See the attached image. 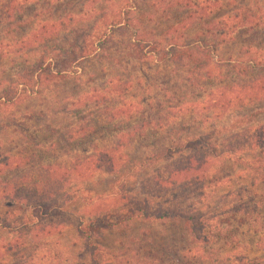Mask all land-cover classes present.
<instances>
[{
    "label": "rangeland",
    "instance_id": "374dc122",
    "mask_svg": "<svg viewBox=\"0 0 264 264\" xmlns=\"http://www.w3.org/2000/svg\"><path fill=\"white\" fill-rule=\"evenodd\" d=\"M110 1L117 7L127 3V0ZM156 1L130 0V3L134 15L142 19L147 34L156 40H163L167 29L177 25L176 21L182 14L169 12L166 16L159 15ZM221 1L224 6L230 5L229 0ZM234 1L224 12L241 5L255 12L259 8L264 10V0ZM6 2L0 0V9ZM32 10L25 12L23 25L13 27L12 34L0 32V94L15 83L22 84L25 77L30 78L31 68L39 59L37 48L33 52L19 50L22 37L30 33L33 23L48 17L46 14L37 18L35 15L38 12L33 13ZM17 20L13 21L16 23ZM5 27L6 22L0 16V30ZM67 28L62 34L71 36V28ZM197 32L189 31L184 42L192 43ZM233 37L213 53L210 68L205 69L200 80H195L197 75L190 73L193 67L184 61L158 62L154 56L142 62L126 59L131 34L123 36L119 32L113 34V42L97 48L89 58L73 66L67 79L58 82L43 75L40 81L33 80L28 86V97L18 98L14 104L0 110V192L5 181L22 173L18 169L20 159L25 165L38 167L50 163L66 164L86 152L90 145L75 146L70 143L71 131L87 125L92 127L88 136L94 144L112 146L121 141L122 135L136 123L140 125L141 121L152 120L151 125L141 131L144 136L132 141V158L128 167L133 161L138 163L174 143L190 139L201 140L199 150L210 153L214 166L213 171L208 173V179L180 186L164 200L149 199L151 202L148 205L170 206L183 215L210 218L211 223L219 226L220 232L215 234L209 246L197 244V250L181 220H166L154 225L138 220L114 232L97 236L91 242L110 254L118 252L121 259H132L134 253H138L142 258L160 259V264H187L185 259H181V256L187 255V249L206 258L193 264H264V183L254 172L246 171L230 158L235 151L233 154L229 152L232 143L264 127V102L232 109L223 117L206 111L201 104L204 95L216 83H221V86L247 84L258 75L264 76L262 67L248 72L246 77L239 76V66L245 65L250 57L256 56L260 63H264V34L253 37L254 54H246L242 50L252 36ZM55 44L56 39L48 43L50 47ZM52 70H55L54 67ZM208 71L214 78L205 77ZM220 77L223 81H218ZM94 93L107 98L106 104L110 100L115 105L135 103L141 111L129 123L126 120L109 122L101 109L86 101L85 96ZM241 119L246 122L238 129L233 128L232 125ZM253 157L264 159L261 152ZM248 158L252 156L248 155ZM173 164L171 160H164L136 167L131 175L124 169L112 174L96 173L87 181L66 187L64 192L70 194L69 198L61 195L58 201L62 204L61 215L51 218L54 223L46 220L43 224L53 225L55 232L51 236L37 237L34 228H18L11 233L0 230V247L16 241L23 245L21 250H16L0 264H57L54 255L58 253L62 255V264H88L86 245L89 241L77 234V226L87 223L91 219L90 211H95L98 206H106L109 211L115 208L113 204L129 207L144 199L146 179L164 174ZM124 196L128 198L122 200ZM118 199L120 203L115 202ZM236 204L242 205L244 210L231 215L228 208ZM22 209L0 194L1 216L9 213L10 222L19 221L27 215ZM34 240L42 241L38 249L33 246ZM209 248L213 253L208 251ZM111 263L117 264L114 260Z\"/></svg>",
    "mask_w": 264,
    "mask_h": 264
},
{
    "label": "trees",
    "instance_id": "16d2710c",
    "mask_svg": "<svg viewBox=\"0 0 264 264\" xmlns=\"http://www.w3.org/2000/svg\"><path fill=\"white\" fill-rule=\"evenodd\" d=\"M228 2H230L229 6L222 5L221 0H157L155 3L159 10L157 14L166 16L169 12H174L177 15L181 13L182 16L180 18L177 16V25L167 29L163 40H156L144 30L142 19L134 15L130 0L120 7L114 6L110 0H7L0 9L1 19L4 18L6 22L5 29L0 30L1 33L12 34L13 27L15 28L17 25L21 27L25 12L29 9L33 8V13L38 12L35 15L37 18L46 16V14L48 17L33 23L30 33L22 37L19 50L33 52L39 49L37 51L39 59L31 68L30 78L25 79V77L22 84L15 83L2 91L0 110L14 104L18 98L28 97L29 84L33 80L40 81L43 75L58 82L67 79L68 72L73 66L81 60L89 58L97 48L101 49L107 43L113 42L112 36L115 32H119L123 36L127 33L131 34L126 59L142 62L149 56H154L158 62L184 61L193 67V72L190 73L197 75L195 80H200L203 78L202 74L206 71L205 69L209 70L210 68L213 53L219 46L234 39V35L252 36L242 50L246 51V54H254L256 49L253 47L255 43L253 37L258 38L261 33L264 34L263 9L259 8L258 12H255L250 7L241 5L233 8L230 12H224L235 1L229 0ZM38 8H41L40 11ZM15 18H18L16 23L13 21ZM66 27L71 28V36L62 34ZM191 30H198L195 35L197 37L192 43L184 42L187 33ZM54 39L57 40V44L50 47L48 43ZM111 60L115 62L114 59ZM53 67L55 70H52ZM258 67L264 69V63H260L256 56L250 57L245 65L239 66L241 69L239 76L246 77L248 72L257 70ZM204 75L208 79L214 78L210 71ZM219 80L223 81L221 77ZM216 84L213 85L209 93L204 95L201 104L206 111L216 113L218 116L223 117L232 109H241L245 105L264 102V76L258 75L247 84L233 83L231 86ZM85 99L94 108L101 109L108 121L113 123L123 120L129 123L141 111L135 103L123 102L115 105L110 100L107 105V98L101 97L97 93L88 94ZM244 122L246 121L238 120L232 127L238 129ZM151 123L152 120L141 121L140 125L136 123L130 131L122 135L121 141L104 147L94 144V140L89 139L88 132L92 127L84 125L77 131H71L69 134L70 143L75 146L78 144L80 146L90 145V148L74 161L66 164L50 163L37 167L30 166L28 163L25 165L20 159L18 169L22 173L20 172L19 176L17 174L16 178L5 181L0 194L6 200L23 207L22 210L27 212V215H23L21 220L14 222L9 221V213L0 215V230L11 233L18 228L27 230L34 228L37 237L51 236L55 232L53 225L43 224L46 220L54 223L51 218L61 215L62 204L58 201L61 195L63 198L67 196L69 198L70 194L67 191L64 192L66 187L79 181H87L96 173L108 172L112 174L124 169L128 171V175H131L130 172L136 170V167L138 169L140 166H150L160 161L171 160L174 164L164 174H158L150 180L146 179L144 199L132 203L133 205L129 207L113 204L115 208L109 211L106 206H98L95 211H90L91 219L87 223L77 226V234L82 239L89 241L86 245L89 252L87 262L88 264H112L111 261L114 260L117 264H160V259L142 258L138 253H134L132 259H121L118 252L110 254L105 248L91 242L97 236L100 237L106 232H114L128 223L138 220L154 225L166 220L179 219L197 250V244L204 246L212 244L215 234L220 232V229L217 224L211 223L210 218L183 215L176 208L148 205V203L149 199L153 198L166 199L180 186L208 179V173L213 171L214 158L209 152L199 150L200 139H190L184 143H174L159 153L145 157L142 160L143 163H141L142 161L138 163L133 161L128 167L131 162L130 158H132V141L137 137H143L141 131H144ZM246 131L248 129L243 132ZM214 134L212 133V135ZM236 136L239 138V134ZM231 145L229 152L232 154L235 152L234 156L231 155L230 158L243 166L246 171L254 172V175L264 183V175H262L264 159L253 157L258 152L264 155V127H260L257 132L251 135L243 136ZM248 155H251L252 158L249 159ZM4 168L7 169L8 166H4ZM126 198L128 197L124 196L121 199L125 200ZM115 202L120 203V200ZM32 203L34 205L31 207ZM243 210L244 207L237 204L228 208L231 215H237ZM33 242L34 248L42 243V241L35 240ZM22 247L23 245L19 241L1 246L0 261L16 253V250H21ZM208 251L213 253L210 248ZM54 259L58 261L57 264H62V255L59 253L54 255ZM181 259H185L187 264H193L206 258L197 256L192 249H187V255L184 254Z\"/></svg>",
    "mask_w": 264,
    "mask_h": 264
}]
</instances>
